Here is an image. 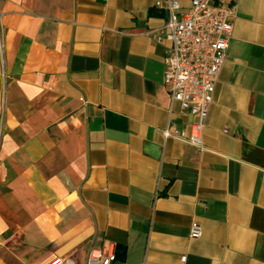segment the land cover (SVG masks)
Returning <instances> with one entry per match:
<instances>
[{
    "label": "crops",
    "instance_id": "obj_1",
    "mask_svg": "<svg viewBox=\"0 0 264 264\" xmlns=\"http://www.w3.org/2000/svg\"><path fill=\"white\" fill-rule=\"evenodd\" d=\"M224 4L199 150L175 137L195 118L164 85L165 0H0V264H84L91 242L110 264H264V0Z\"/></svg>",
    "mask_w": 264,
    "mask_h": 264
},
{
    "label": "built area",
    "instance_id": "obj_2",
    "mask_svg": "<svg viewBox=\"0 0 264 264\" xmlns=\"http://www.w3.org/2000/svg\"><path fill=\"white\" fill-rule=\"evenodd\" d=\"M224 3L225 0H213L211 4L207 0H189L182 11L178 0H165V31L156 34L159 41L170 43L163 58V81L170 101L178 103L182 114L195 118L187 136L180 132L175 137L199 150L203 148L201 133L233 27L234 13ZM163 136L168 137L167 131ZM189 236L200 237V228L193 225ZM85 254L84 264H110L115 259L112 244L104 247L91 242ZM48 264L67 262L54 258Z\"/></svg>",
    "mask_w": 264,
    "mask_h": 264
}]
</instances>
